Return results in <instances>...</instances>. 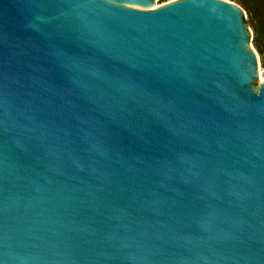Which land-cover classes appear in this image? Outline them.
Wrapping results in <instances>:
<instances>
[{
  "label": "water",
  "instance_id": "obj_1",
  "mask_svg": "<svg viewBox=\"0 0 264 264\" xmlns=\"http://www.w3.org/2000/svg\"><path fill=\"white\" fill-rule=\"evenodd\" d=\"M0 0V264H264V80L232 0Z\"/></svg>",
  "mask_w": 264,
  "mask_h": 264
},
{
  "label": "rangeland",
  "instance_id": "obj_2",
  "mask_svg": "<svg viewBox=\"0 0 264 264\" xmlns=\"http://www.w3.org/2000/svg\"><path fill=\"white\" fill-rule=\"evenodd\" d=\"M171 0H155V6H159ZM245 7L241 6L245 11V21L251 29V43L256 49L257 43L264 51V0H246ZM258 52V51H257ZM259 69L257 71V85L264 80V55L259 54Z\"/></svg>",
  "mask_w": 264,
  "mask_h": 264
},
{
  "label": "trees",
  "instance_id": "obj_3",
  "mask_svg": "<svg viewBox=\"0 0 264 264\" xmlns=\"http://www.w3.org/2000/svg\"><path fill=\"white\" fill-rule=\"evenodd\" d=\"M232 1L236 2L237 4L243 7H245V4L247 3L246 0H232ZM258 1L261 2V0H258ZM255 46L257 48L258 53L261 55H264V51L262 50V48H260V46L257 43L255 44Z\"/></svg>",
  "mask_w": 264,
  "mask_h": 264
},
{
  "label": "bare ground",
  "instance_id": "obj_4",
  "mask_svg": "<svg viewBox=\"0 0 264 264\" xmlns=\"http://www.w3.org/2000/svg\"><path fill=\"white\" fill-rule=\"evenodd\" d=\"M154 7H156V6H155V3L151 5V8H154ZM258 69H259V68H258Z\"/></svg>",
  "mask_w": 264,
  "mask_h": 264
}]
</instances>
